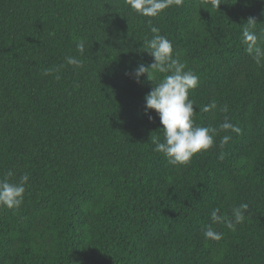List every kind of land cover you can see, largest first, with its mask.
<instances>
[{"label":"trees","instance_id":"obj_1","mask_svg":"<svg viewBox=\"0 0 264 264\" xmlns=\"http://www.w3.org/2000/svg\"><path fill=\"white\" fill-rule=\"evenodd\" d=\"M220 3L153 18L126 0H0V179L29 174L20 207L0 206V264H264V67L242 43L250 17L264 31V0ZM152 27L199 78L195 124L218 130L187 165L153 150L164 133L145 96L162 74L133 75L153 63ZM225 116L238 133L219 130ZM241 204L235 231L212 223Z\"/></svg>","mask_w":264,"mask_h":264},{"label":"clouds","instance_id":"obj_2","mask_svg":"<svg viewBox=\"0 0 264 264\" xmlns=\"http://www.w3.org/2000/svg\"><path fill=\"white\" fill-rule=\"evenodd\" d=\"M207 2V0H206ZM132 10L145 17H157L172 4L182 5L183 0H126ZM211 6L218 9L220 0H210ZM150 23V21H149ZM255 21L249 18L242 29V43L246 46V52L252 57L258 67H264V31L258 35L254 30ZM151 32L155 34L150 40L144 43L147 45V52L153 58V63L148 66L140 64L134 70V77L139 83V77L146 75L149 81L155 80L156 74H162V79L152 87L145 96V114L149 120L152 119L148 110H154L159 116L161 129L164 133V141H154L155 152L162 153L171 165H187L192 157L201 152L207 151L214 144V136L218 133L216 128L197 126L194 122V101L189 99V90L198 86L199 78L191 71L185 70V65L179 59L174 58L172 42L163 35H160L159 28L152 27ZM78 51L85 52V43L80 40L76 45ZM68 65L75 68H82L83 61L73 56L65 58ZM58 71V69H57ZM53 69H46L44 75H52ZM59 75L55 79H59ZM217 108L215 102L205 105L203 111L209 112ZM227 112V106L220 109ZM220 131L239 132V128L230 123L225 116L224 122L219 125ZM231 139L230 135L221 137V144H226ZM223 159V157H220ZM13 172L9 170L3 179H0V206L9 209L19 208L23 203L26 191L25 185L29 180V174L25 173L20 177L19 183L10 182L9 178ZM247 204H241L231 210V217L221 214L219 208L212 209L210 219L212 223H222L230 230L235 231L236 226L246 220L245 212ZM205 239L220 241L223 238L222 232L213 230L208 225L203 230Z\"/></svg>","mask_w":264,"mask_h":264}]
</instances>
